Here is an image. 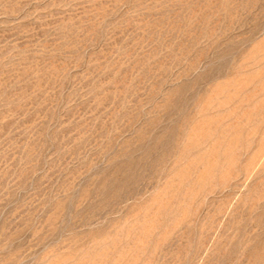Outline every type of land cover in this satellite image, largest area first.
<instances>
[{
	"label": "rangeland",
	"instance_id": "obj_1",
	"mask_svg": "<svg viewBox=\"0 0 264 264\" xmlns=\"http://www.w3.org/2000/svg\"><path fill=\"white\" fill-rule=\"evenodd\" d=\"M0 264H264V0H0Z\"/></svg>",
	"mask_w": 264,
	"mask_h": 264
}]
</instances>
